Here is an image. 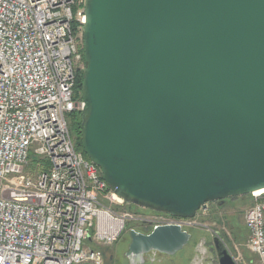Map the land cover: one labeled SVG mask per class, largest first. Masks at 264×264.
Listing matches in <instances>:
<instances>
[{
  "label": "water",
  "instance_id": "95a60500",
  "mask_svg": "<svg viewBox=\"0 0 264 264\" xmlns=\"http://www.w3.org/2000/svg\"><path fill=\"white\" fill-rule=\"evenodd\" d=\"M82 52L81 149L115 197L192 219L264 190V0H88ZM129 238L125 257L142 264L191 235Z\"/></svg>",
  "mask_w": 264,
  "mask_h": 264
},
{
  "label": "built area",
  "instance_id": "2783aa9c",
  "mask_svg": "<svg viewBox=\"0 0 264 264\" xmlns=\"http://www.w3.org/2000/svg\"><path fill=\"white\" fill-rule=\"evenodd\" d=\"M87 1L0 0V264H103L99 248L126 231L202 225L130 210L76 149L68 116L84 106L74 90ZM254 198L245 247L264 264V196Z\"/></svg>",
  "mask_w": 264,
  "mask_h": 264
},
{
  "label": "rangeland",
  "instance_id": "374dc122",
  "mask_svg": "<svg viewBox=\"0 0 264 264\" xmlns=\"http://www.w3.org/2000/svg\"><path fill=\"white\" fill-rule=\"evenodd\" d=\"M81 43H79L80 46ZM73 121L72 115H69L68 123L69 127L71 123L72 129H74ZM263 192L260 193V196H264ZM254 201V195H249L228 199L221 208H217L213 204L209 205V210L207 209L205 212L200 209L194 218H192V223H203L200 227L202 229L194 230L196 233L194 232L191 235L190 243L180 253L173 257H162L155 254L156 258H153L151 255H148L144 257L142 264H218L213 246V238L216 236L221 239L230 253L237 251L243 257L246 264H257L256 256L250 255L245 247L246 236L244 235L246 234V230L243 221L244 212ZM235 234L238 237H235ZM241 235L245 238H241ZM116 243L110 248H99L104 256L103 264H130L129 260L125 257L130 243L128 231ZM111 256L113 257L111 258Z\"/></svg>",
  "mask_w": 264,
  "mask_h": 264
},
{
  "label": "trees",
  "instance_id": "16d2710c",
  "mask_svg": "<svg viewBox=\"0 0 264 264\" xmlns=\"http://www.w3.org/2000/svg\"><path fill=\"white\" fill-rule=\"evenodd\" d=\"M81 83H82V72H80L76 78V85H75V90H74V99L75 101H82V98H81ZM74 121L72 122L73 124V127L74 129H72L71 127V123H70V131H71V134H72V137L74 138V142H75V146H76V149L84 156L83 152H82V149H81V141H80V122H81V113H75V114H71ZM76 133V137H75V133ZM85 159H87L85 156H84ZM196 233V231H191L190 233L193 235V233ZM239 233V232H238ZM129 236V234H128ZM242 236V235H241ZM244 236H247L246 234ZM244 236H242L241 238H245ZM235 237H238L236 234H235ZM246 240V238H245Z\"/></svg>",
  "mask_w": 264,
  "mask_h": 264
},
{
  "label": "flooded vegetation",
  "instance_id": "af4514ba",
  "mask_svg": "<svg viewBox=\"0 0 264 264\" xmlns=\"http://www.w3.org/2000/svg\"><path fill=\"white\" fill-rule=\"evenodd\" d=\"M225 204V201H224V203L222 204V205H224ZM222 205L221 206H218V204L217 203H215L214 204V206H216V207H218V208H221L222 207ZM209 207V206H208ZM129 209L130 210H132V211H140V210H137L135 207H131V206H129ZM146 213V212H145ZM149 212H147V214H148ZM151 229V227L150 226H147V227H145L144 229H142L141 230V232H143V233H147L149 230ZM113 256H111V258H112Z\"/></svg>",
  "mask_w": 264,
  "mask_h": 264
},
{
  "label": "bare ground",
  "instance_id": "6f19581e",
  "mask_svg": "<svg viewBox=\"0 0 264 264\" xmlns=\"http://www.w3.org/2000/svg\"><path fill=\"white\" fill-rule=\"evenodd\" d=\"M262 191H264V190H260V191L255 192V193H254V196H260V193H261Z\"/></svg>",
  "mask_w": 264,
  "mask_h": 264
},
{
  "label": "crops",
  "instance_id": "0c3cea01",
  "mask_svg": "<svg viewBox=\"0 0 264 264\" xmlns=\"http://www.w3.org/2000/svg\"><path fill=\"white\" fill-rule=\"evenodd\" d=\"M263 194H264V192H263ZM151 256H152L153 258H156L155 255H151ZM157 259H158V258H157ZM155 260H156V259H155ZM152 262H153V261H152Z\"/></svg>",
  "mask_w": 264,
  "mask_h": 264
}]
</instances>
